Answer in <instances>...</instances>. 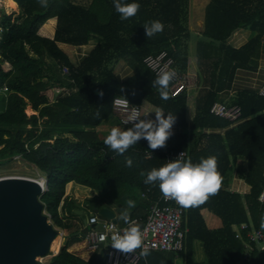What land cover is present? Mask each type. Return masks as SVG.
Segmentation results:
<instances>
[{"label":"trees","instance_id":"1","mask_svg":"<svg viewBox=\"0 0 264 264\" xmlns=\"http://www.w3.org/2000/svg\"><path fill=\"white\" fill-rule=\"evenodd\" d=\"M13 1L22 15L12 21L5 11L0 14V167L19 156L45 173L48 189L40 200L53 225L67 234L59 252L40 264H109L106 248L89 258L71 248L86 240L89 226H84L83 215L75 213L83 207L68 193L67 184L76 182L96 191L84 201L94 213L99 215L97 207L113 208L119 214L118 222L126 224L122 215L127 211L129 221L136 218L142 225L162 193L158 185L144 184L141 173L167 163L180 150H186L194 163L215 156L220 186L202 203L186 207L182 251L150 250L139 264H176L175 253L184 256V264H239L247 249L255 262L264 263V247L250 242L245 232L242 238L236 237L244 222L264 231V200H260L264 191V95L252 89L238 90L228 104L241 106V117L234 122L211 112L218 101L217 90L210 89L200 98L196 87L187 85L180 93L169 91V98L161 99L159 85L153 83L158 75L144 62L149 54L167 50L185 76H197L196 62L213 56H218L216 65L221 61L249 65L264 40V0H211L195 56L189 53L190 0H139L138 12L126 20L120 19L112 0L88 4L46 0V6L39 0ZM154 19L162 21L163 30L147 37L143 25ZM238 28H250L254 35L239 48L227 45ZM92 40L96 41L94 48L78 65L59 45H84ZM119 60L133 70L125 79L114 71ZM117 95L139 104L154 120L157 109L165 117L169 112L176 116L173 125L178 130L166 146L151 149L141 138L120 154L104 144L97 127L113 114ZM28 105L37 113L29 115ZM128 128L132 127L122 130ZM192 131L196 133L193 144ZM237 156L247 159L241 175L251 190L245 195L222 187L231 159ZM128 157L131 166L126 164ZM129 199L135 201L131 209L126 204ZM203 209L219 216L222 226L209 228ZM195 240L203 243L206 262L193 261Z\"/></svg>","mask_w":264,"mask_h":264},{"label":"clouds","instance_id":"2","mask_svg":"<svg viewBox=\"0 0 264 264\" xmlns=\"http://www.w3.org/2000/svg\"><path fill=\"white\" fill-rule=\"evenodd\" d=\"M46 6V0H39ZM115 11L119 13L121 20H126L134 16L139 8V0H112ZM145 35L151 37L157 32L163 30V23L158 19L146 22L143 25ZM158 74L157 79L153 82L154 86L159 85L157 89L161 99L169 98L170 82L175 77L174 70L163 71ZM100 95H103L101 92ZM137 109L133 108L128 115L129 120H135ZM98 115V113H97ZM156 119L140 120L132 128L121 130L120 127H112L104 139V144L117 153L123 154L131 145L136 144L141 138L148 142V147L156 149L166 146V141L173 135L172 126L176 122V116L169 112L165 117L160 109L156 110ZM126 164L131 166L132 160L126 158ZM143 183L157 186L165 198H171L177 204L188 207L195 206L207 199L208 194L215 193L220 186L221 177L218 171L217 158L209 156L201 158L199 162L194 163L190 158L182 155L174 159H168V162L159 167H152L147 170ZM126 204L129 209L135 207V201L129 199ZM122 219L129 222V213L125 211ZM144 236L142 229L132 223L122 232L113 234L111 237V246L121 253L134 252L135 249H141L140 255L147 256L148 249L143 246Z\"/></svg>","mask_w":264,"mask_h":264},{"label":"built area","instance_id":"3","mask_svg":"<svg viewBox=\"0 0 264 264\" xmlns=\"http://www.w3.org/2000/svg\"><path fill=\"white\" fill-rule=\"evenodd\" d=\"M2 30V27H0ZM144 62L156 74H161V70H174L175 77L171 81L170 91L173 95L180 93L188 84L185 75L181 74L175 65L174 58L167 52L162 50L157 54H149L145 57ZM4 89H7L6 87ZM259 93L264 95V85L260 88ZM133 108L137 109V117L135 120H129L128 115ZM211 112L215 115L228 118L231 121H238L241 117L242 109L239 105H228L225 102L216 101ZM113 113H115L121 124L124 126H133L140 120H154V117L145 111L139 104L132 102L125 96L117 95L113 100ZM188 158L186 150H180L169 156V159L177 158L178 156ZM16 156L15 158H18ZM11 175L0 174V179ZM45 187L42 189L41 195L48 189L47 178ZM40 195V196H41ZM260 200H264V191L260 195ZM48 218L51 214L44 209ZM186 207L176 203L171 198H165L163 195L160 201L154 202L150 206V211L147 220L142 225H139L138 220H133L127 224L115 222L112 219L102 218L98 214L93 213L88 216L87 226H89L86 234L88 246L94 251L106 248L108 250L107 262L109 264H139L146 256H141V249H135L134 252L121 253L113 249L111 246V237L113 234L122 232L129 224L138 225L144 236L143 246L147 247L148 251H171L179 252L185 248V240L187 228L184 227ZM243 232L250 242H255L259 247H264V231L254 227L252 223H241L236 233V237L242 238ZM251 251L246 250L244 259L239 264H264L257 263L251 256ZM42 262V261H40ZM44 263V262H42ZM46 263V262H45Z\"/></svg>","mask_w":264,"mask_h":264},{"label":"crops","instance_id":"4","mask_svg":"<svg viewBox=\"0 0 264 264\" xmlns=\"http://www.w3.org/2000/svg\"><path fill=\"white\" fill-rule=\"evenodd\" d=\"M210 1L211 0H190L189 27L192 32V38L189 41V53L191 56H195L197 53V40L201 36V32L204 29L205 10ZM253 35L254 32L250 28H238L227 39V45L239 48L246 44ZM62 44V42H59L60 46H62ZM95 44L96 41L92 40L88 44L74 45L75 47L73 50V54L75 56L76 62L73 63H75V65H78L83 60V58L87 56L89 52L94 48ZM217 57L218 56H213L212 58L202 59L199 63L196 62V66L199 72L198 75L186 76L188 84L196 87V96L201 98L208 90L213 89L218 91V101L230 104L238 90L252 89L259 92L260 88L264 85V40H262L249 65H237L234 62L228 61H225L224 63L223 61H221V63L216 65V63L219 62ZM223 66L226 67V69H223ZM114 71L121 79H125L133 72V70L124 60H119L115 64ZM104 122V126H107L106 131L108 133L112 127H120L121 130L125 127H133L122 125L115 113L109 116ZM99 126L97 127V130H99ZM177 130L178 127L173 125L172 131ZM195 135L196 133L193 131L190 133L191 144L194 143ZM246 166V158L239 156L233 157L231 159L230 169L223 179L222 187L230 191L239 192L242 195L248 194L251 190V185L246 182V180L241 175V173L245 171ZM73 184L75 186L76 193H82L84 196V200L89 196L91 192L96 193V191L87 186L81 185L76 182H73L72 185ZM81 187L84 188L82 189ZM82 200L83 199H77V202L82 203ZM113 210L118 221L119 214L115 209ZM93 213L94 212L90 210V214ZM202 213L209 228H219L222 226V220L216 214L210 212L208 209H203ZM88 216L89 215L86 214V220L84 217V226H87ZM133 220L137 219L135 218ZM60 230H62L63 232L61 237L63 242L65 243L67 241V234L62 228H60ZM63 242L61 245L64 244ZM197 242L201 241L195 240L193 242V261L206 262L207 257L203 258L202 260L195 259ZM201 244L203 246L202 242ZM71 248L77 251L83 258H89L94 253V250L88 246L86 240L80 243H75ZM173 259L176 264H184V256L182 254L175 253Z\"/></svg>","mask_w":264,"mask_h":264},{"label":"water","instance_id":"5","mask_svg":"<svg viewBox=\"0 0 264 264\" xmlns=\"http://www.w3.org/2000/svg\"><path fill=\"white\" fill-rule=\"evenodd\" d=\"M42 189L38 182L22 176L0 179V264H40L37 258L51 252L55 237L62 236L44 212ZM95 212L117 222L109 207H97ZM75 213L86 220L82 209Z\"/></svg>","mask_w":264,"mask_h":264},{"label":"rangeland","instance_id":"6","mask_svg":"<svg viewBox=\"0 0 264 264\" xmlns=\"http://www.w3.org/2000/svg\"><path fill=\"white\" fill-rule=\"evenodd\" d=\"M76 1L77 2H81V3H84V4H88L91 0H76ZM6 4H7L6 3V0H0V14L3 11H5L8 15H11V20L12 21H14L15 18H17V17H19V16L22 15L21 7L19 6L18 3H17L18 4L17 7L15 6L13 8H11V7L9 8V6L6 5ZM61 47L70 56L72 62H76L75 56L73 54V50H74V47L75 46L72 45V44L63 43ZM30 53L32 55H34L32 52H30ZM48 60L50 61L51 59L48 58ZM26 112L29 115H32L34 113H37L32 108L31 105H28L27 106ZM104 124H105V122H103V124L100 125L99 128H98L99 129L98 132H99V134L102 137H106V135L108 134V132L106 131L107 126L106 125L104 126ZM0 174H2V175H17V176H22V177H36V178H41L42 177V178H47L46 175H45V173H43L40 169H38V167H36L35 165H33L31 163H28L27 161L21 159L20 157L15 158L12 162L8 163L6 166L0 167ZM74 184L73 185H72V183L67 184L66 190L68 191V193L72 197H74V198H76L78 200L83 199L82 200L83 202L80 203V205H81V207H83V211L85 212V215L86 214L88 215L89 212H90V209L87 207L88 205L86 204V202H84L85 200H84L83 194L82 193H76ZM81 188L83 189L84 187H81ZM95 195H96L95 192H91L88 197H94ZM60 209H61V206H60ZM60 240H61V244H62V242H63L62 237H60ZM54 253L55 252H48L47 255L38 257L37 259L39 261L44 262V263L45 262H48V261H50V258L52 257V255ZM203 258H206L205 252H204V249H203V246H202L201 242H197L196 250H195V259L196 260H200V259L202 260Z\"/></svg>","mask_w":264,"mask_h":264},{"label":"bare ground","instance_id":"7","mask_svg":"<svg viewBox=\"0 0 264 264\" xmlns=\"http://www.w3.org/2000/svg\"><path fill=\"white\" fill-rule=\"evenodd\" d=\"M6 5H8L9 6V8L11 7V8H13V7H15L16 6V2L15 1H13V0H6ZM25 178H29V179H32V180H34V181H36V182H38L39 184H40V186H43V187H45V184H46V179L45 178H36V177H25ZM60 235H57L56 237H55V239L53 240V242H52V244H51V247H50V251L51 252H58V250H59V247H60V245H61V240H60Z\"/></svg>","mask_w":264,"mask_h":264}]
</instances>
